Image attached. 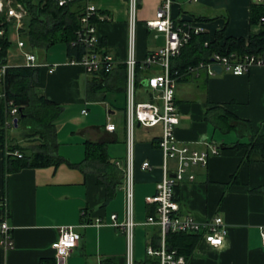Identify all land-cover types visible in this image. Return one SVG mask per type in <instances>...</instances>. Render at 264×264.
Here are the masks:
<instances>
[{"label":"crops","instance_id":"obj_1","mask_svg":"<svg viewBox=\"0 0 264 264\" xmlns=\"http://www.w3.org/2000/svg\"><path fill=\"white\" fill-rule=\"evenodd\" d=\"M262 1L172 0L170 18L199 27L210 41L220 30H224V37L247 39L260 28L250 23L251 6L262 5ZM161 3L162 0H138L134 37L138 64L149 52L164 45L163 35L145 27L146 22L155 19ZM96 7L100 17L96 34L101 49L114 59L108 76L99 80L104 74H87L80 64L71 63L66 46L59 44L32 52L42 64L34 87L63 108L56 122V154L71 164H81L85 142L105 144L109 159L120 171V185L108 200L92 166L84 172L65 164L6 172L0 151V223L6 221L12 228L14 242L12 249L0 247V264H148L157 260L146 253L147 246L155 243L159 248L162 240L158 226L145 224L148 217L155 215V204H147L145 199L155 195L162 177L163 157L157 148L161 125L134 129L135 227L130 253L121 228L110 225L111 215L116 216L118 224L125 219L122 187L128 7L127 0H97ZM24 50L28 51L26 47ZM181 55L171 62L172 69L179 72L174 96L179 112L176 138L189 150L205 151L209 145H216L220 153L211 156L205 166L188 167L184 180L175 189L176 200L182 213L191 214L197 221L220 217L226 227L222 247L209 246L199 234L190 256H182L186 264H264L260 237L264 230V158L236 146L246 145L253 135H264V66L252 67L239 76L226 72L209 76L196 66L181 69ZM9 60L22 62L20 55ZM48 69L53 71L49 73ZM159 73L158 66L136 69V102L150 101L145 79ZM94 80L102 81L101 85L89 92ZM225 113L241 120L243 128L226 132L216 129L215 121ZM109 123L115 125L113 132L105 130ZM16 135L19 132L13 136ZM17 143L29 148L34 145L20 138ZM143 162H149L151 169L142 171ZM166 167L172 175L176 160H167ZM84 211L87 217L82 216ZM85 218L99 219L102 224L83 226ZM66 227H73L80 240L58 262L51 246L59 229Z\"/></svg>","mask_w":264,"mask_h":264},{"label":"built area","instance_id":"obj_2","mask_svg":"<svg viewBox=\"0 0 264 264\" xmlns=\"http://www.w3.org/2000/svg\"><path fill=\"white\" fill-rule=\"evenodd\" d=\"M75 0H53L58 7H64ZM85 7L79 18V28L75 33V43L85 48V53L80 61L72 60L71 63L80 64L85 72L90 75L109 74L114 67V59L102 51L97 34L96 24L98 19L97 0H84ZM172 0H162L160 8L157 10L155 19L145 23L146 29L154 34L164 36V45L156 50L149 52L141 64H138L134 57V37L136 27V14L138 9V0H127L128 7V56L126 65V158L124 166L123 191L125 196V219L121 224L116 222V216L111 215V226L121 228L127 241V249L130 253L132 247L133 229L135 222L133 220L134 203V129L137 123L140 126L151 128L161 125L162 133L157 142V148L162 153L163 166L162 177L157 184L155 195L145 199L147 204H155V215L146 220V225H156L160 229L162 244L158 249L147 246L148 256L157 258L159 264H186L183 256L179 255L175 249H167L164 245V239L169 233H191L201 234L202 239L213 248H220L223 245L226 235V227L220 217L197 221L191 214H184L176 200L175 189L180 182L184 180L187 169L190 165H203L208 163L211 156L220 153L216 145H209L205 151L189 150L182 146L175 135L176 126L179 123V112L174 102L176 80L179 72L173 70L171 66L172 59L179 56L181 50L186 47L192 35L201 34L202 30L189 22H174L170 18V8ZM264 4V1H262ZM5 14V22L8 24L7 39L16 48L14 54L10 50L0 61V99L4 100L7 121L5 128H13L14 119H17L18 108L11 101L6 99L4 89L5 72L10 67H41L35 54L25 51V43L20 37V32L24 28V21L27 17L26 9L13 0H0V14ZM264 24V18H263ZM0 23V40L5 35V29ZM2 27V28H1ZM12 28V31L10 30ZM14 37V40L12 39ZM205 46L207 43L204 44ZM1 52V47H0ZM21 56L22 62L10 61V58ZM152 66H158L160 73L149 76L145 79L146 87L150 90L151 99L147 102L135 101L136 90V69H147ZM214 66L221 68V72H226L235 76L246 74L252 67L264 66V54L261 56L245 55L238 59L235 55L222 56L213 54L210 62H201L195 69H204L209 76L216 72ZM193 70V69H192ZM53 69H48L51 73ZM85 114V111H82ZM105 130L113 132L115 125L109 123ZM21 158V154L14 153ZM169 159H175L177 167L175 172L170 175L166 167ZM142 171L150 170L149 162H143L140 165ZM188 180L192 181L193 176L189 175ZM85 212H82V216ZM101 225L99 219H95L87 225ZM12 228L6 221L0 223V247L3 250L12 249L14 246L11 235ZM261 245L264 247V230L261 231ZM80 240V234L73 227L59 229L57 240L52 244L56 259L61 262L77 246ZM128 264H131L129 261Z\"/></svg>","mask_w":264,"mask_h":264},{"label":"trees","instance_id":"obj_3","mask_svg":"<svg viewBox=\"0 0 264 264\" xmlns=\"http://www.w3.org/2000/svg\"><path fill=\"white\" fill-rule=\"evenodd\" d=\"M20 3L27 11L24 28L20 37L24 41L28 51L45 50L52 46L63 44L66 46L69 60L80 61L85 53V48L75 43V33L78 30L79 18L85 7L84 0H75L64 7H58L53 0H13ZM264 4L252 5L250 10V23L259 24L258 33L251 34L247 39L224 37V30L217 31L214 39L209 40L206 34L192 35L189 44L184 47V53L179 55L181 69L195 67L200 62H210L213 54L222 56L235 55L238 59L245 55L261 56L264 54ZM3 23L5 35L0 40V61L7 55L12 47L7 39L8 24L5 22V14H0V23ZM1 27V28H2ZM207 43L205 46L204 44ZM40 67H10L4 76V89L6 99L18 108L16 130L19 135L9 136L5 128L7 121L6 107L3 99H0V151L6 172H16L25 168L58 167L65 164L70 168L85 169L93 167L98 173V183L103 185L109 200L120 185V171L112 162L106 152L105 144L85 142V158L81 164H71L56 154V122L62 114L63 108L47 100L34 84L39 77ZM106 74L98 79H104ZM96 77V76H95ZM91 82L88 91H94L102 81ZM126 111V107L124 108ZM241 120L230 114H223L215 121V128L220 131H239L243 128ZM15 127V126H13ZM25 143H33L32 147H23L17 143V139ZM250 151L260 154L264 158V135H253L246 145ZM21 154V158L14 155ZM84 217H87V212ZM84 224L91 223L88 218ZM199 239V234L169 233L166 236L167 249L177 250L179 255L188 258ZM154 249L155 243L151 245ZM148 264H158L153 260Z\"/></svg>","mask_w":264,"mask_h":264},{"label":"rangeland","instance_id":"obj_4","mask_svg":"<svg viewBox=\"0 0 264 264\" xmlns=\"http://www.w3.org/2000/svg\"><path fill=\"white\" fill-rule=\"evenodd\" d=\"M10 30L12 31V28H10ZM13 40H14V37L12 38ZM11 52V54H14L15 53V51H16V48H15V46L13 45V47L11 48V50H10ZM17 132H19L18 130H16L14 127L13 128H10V129H8V134H9V136H11V137H13V135H15Z\"/></svg>","mask_w":264,"mask_h":264},{"label":"water","instance_id":"obj_5","mask_svg":"<svg viewBox=\"0 0 264 264\" xmlns=\"http://www.w3.org/2000/svg\"><path fill=\"white\" fill-rule=\"evenodd\" d=\"M213 70L216 72V74H220V73H221V68L218 67V66H214V67H213ZM17 121H18L17 119H14V126H15V127L17 126ZM136 126L139 127L140 124L137 123Z\"/></svg>","mask_w":264,"mask_h":264}]
</instances>
